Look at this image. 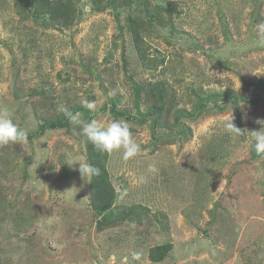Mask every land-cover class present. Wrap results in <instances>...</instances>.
Returning a JSON list of instances; mask_svg holds the SVG:
<instances>
[{"label":"rangeland","instance_id":"1","mask_svg":"<svg viewBox=\"0 0 264 264\" xmlns=\"http://www.w3.org/2000/svg\"><path fill=\"white\" fill-rule=\"evenodd\" d=\"M69 1L65 28L34 15L33 0H0V108L28 132L0 146V264H264V154L252 133L264 121V0ZM135 82L169 89L159 125L146 113L160 102ZM207 98L175 125L178 109ZM60 105L85 122L126 120L140 145L127 160L109 153L111 223L97 226L79 172L81 126L39 131L66 118ZM231 115L240 134L225 128Z\"/></svg>","mask_w":264,"mask_h":264},{"label":"trees","instance_id":"2","mask_svg":"<svg viewBox=\"0 0 264 264\" xmlns=\"http://www.w3.org/2000/svg\"><path fill=\"white\" fill-rule=\"evenodd\" d=\"M33 2H34V8H33L34 15H40V14L47 15L53 22L54 21L61 22V25L65 28L70 27L72 25V22H73L72 16H73L74 10H71V3L69 0H33ZM105 4L107 3L102 4V6H104ZM132 24L130 25L129 32L131 33V38H132L135 50L137 52V55H139V59L141 61H144L147 59L145 55L146 51L143 48V44H141L142 39L136 34V31L133 28L134 25L132 26ZM152 59L153 58L150 59V63L148 64V67H152V69H156L159 65L156 64L155 62L156 60H152ZM133 83L134 81L132 82V84ZM155 86L158 88L157 93L153 90L154 87L153 89L150 87V90H148L145 83L135 84V89L137 93L140 92L141 88H146L145 89L146 94H148L149 92L153 95L155 94V96L157 97L156 100L160 102L159 105L156 104L150 107L148 110V114L146 113V115L152 114L154 116L152 126H157L160 124V121L163 118L162 114L164 113L163 112L164 105L162 104L164 103L163 95L166 96V94L170 93L169 89L164 83H162L160 86L159 84ZM213 95H210L208 98L215 99L216 97H220L221 94L217 93L218 96L216 94H213ZM136 97L138 101L140 102L141 100L139 96L136 95ZM208 98L205 99V101L201 104V106L199 105L196 109H194L195 110L194 112H190V111L183 110V109H178L177 111L179 113H176L177 115L174 118L175 125H178V126L181 125L179 123V120L181 118L179 117L193 116L196 113L198 115L200 113L199 110L204 108L205 105L207 104ZM135 104L137 105V110L139 111L138 103L136 102ZM75 110L87 112V108L83 106H78L76 107ZM110 111L112 112L113 116L116 118L123 117L127 119L128 121L132 120L125 111L118 110L117 105L115 103H111ZM144 115L145 114H141L140 112L141 119L138 120V123L145 122L144 119H142ZM90 118L91 117H89V119ZM68 127H69L68 119L58 117L55 120H48V121L43 122L42 126L39 128V131L43 133L47 129L54 130V129H63V128H68ZM185 130L186 129L184 128V131ZM85 148H86V154H87L86 156H87L88 163L100 169L99 175H94L90 177L92 208H93V211L96 217H98L97 226L99 227L101 223H104L106 225L112 222L113 214L111 213H112V209L114 208V201H115V198L117 197V193L111 184L109 172L107 170V161H108L109 153L100 152L99 150L95 149L94 146L87 139H85ZM123 213L126 217H130V219H133V217H135L136 215L135 214L136 208H133V207L126 208V210H123ZM164 251L165 250H163V252Z\"/></svg>","mask_w":264,"mask_h":264},{"label":"clouds","instance_id":"3","mask_svg":"<svg viewBox=\"0 0 264 264\" xmlns=\"http://www.w3.org/2000/svg\"><path fill=\"white\" fill-rule=\"evenodd\" d=\"M261 32H264V24L259 25ZM89 110L95 108L94 101H86L85 105ZM58 111L63 113L66 118L76 125L81 126L82 134L100 152L111 153L114 150L123 149V158L130 159L135 157L140 151V145L134 140L130 124L126 120H113L109 124L101 125L96 120L85 122L81 119L80 113H73L63 105L58 106ZM262 125L258 131H252L254 148L258 154H264V121L258 120ZM225 128L230 133L240 134L241 129L233 123L232 115L225 124ZM28 132L20 128L13 122L9 110L0 108V146L9 143H23L27 141ZM73 163L72 162L70 166ZM81 176H94L100 174V169L88 162L79 163ZM69 165V164H68Z\"/></svg>","mask_w":264,"mask_h":264}]
</instances>
